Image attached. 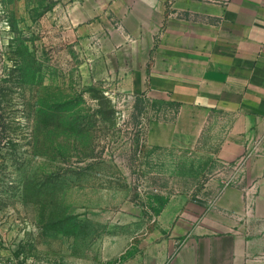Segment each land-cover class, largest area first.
<instances>
[{"label": "rangeland", "instance_id": "rangeland-1", "mask_svg": "<svg viewBox=\"0 0 264 264\" xmlns=\"http://www.w3.org/2000/svg\"><path fill=\"white\" fill-rule=\"evenodd\" d=\"M59 4L0 0V264H121L216 163L149 144L176 106L115 84Z\"/></svg>", "mask_w": 264, "mask_h": 264}, {"label": "crops", "instance_id": "crops-1", "mask_svg": "<svg viewBox=\"0 0 264 264\" xmlns=\"http://www.w3.org/2000/svg\"><path fill=\"white\" fill-rule=\"evenodd\" d=\"M59 5L115 84L176 106L149 144L216 163L203 191L171 197L121 264H264V0Z\"/></svg>", "mask_w": 264, "mask_h": 264}]
</instances>
